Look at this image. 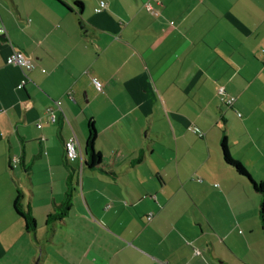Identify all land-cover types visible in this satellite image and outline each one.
<instances>
[{
    "label": "crops",
    "instance_id": "0c3cea01",
    "mask_svg": "<svg viewBox=\"0 0 264 264\" xmlns=\"http://www.w3.org/2000/svg\"><path fill=\"white\" fill-rule=\"evenodd\" d=\"M147 2L0 0V264H264V0Z\"/></svg>",
    "mask_w": 264,
    "mask_h": 264
},
{
    "label": "trees",
    "instance_id": "16d2710c",
    "mask_svg": "<svg viewBox=\"0 0 264 264\" xmlns=\"http://www.w3.org/2000/svg\"><path fill=\"white\" fill-rule=\"evenodd\" d=\"M77 4L81 5L80 2H78ZM88 132H89V135H88V140H87V144H86V151H87V154L89 156V160H88L87 164L89 165V167L94 168L99 162V155L95 151V142H96V138H97V132H96V129H95L93 123L89 124ZM222 151H223L224 158H225V161L227 164L234 167L240 175L250 178L247 170L238 161H235L230 156L229 149L227 147L225 140L222 143ZM252 183L254 185L255 190L263 195V201H262V205H261V214L264 217V181L261 183H256L252 180ZM69 199H70V195L68 194V196L66 198L65 205H64L63 209L61 210V212L58 214H55V215H50L48 217L49 221H51V220L56 221V220L62 219L63 217L66 216V214L69 211V208L71 206ZM14 207H15L17 214L20 215L25 220L26 230L27 231H34L36 229V221H35L34 217L32 216V214L29 211H27L24 208V206L22 205L21 193H18V196L14 202Z\"/></svg>",
    "mask_w": 264,
    "mask_h": 264
},
{
    "label": "built area",
    "instance_id": "2783aa9c",
    "mask_svg": "<svg viewBox=\"0 0 264 264\" xmlns=\"http://www.w3.org/2000/svg\"><path fill=\"white\" fill-rule=\"evenodd\" d=\"M149 1L150 0H148V2L145 5L146 8L152 14H156L154 8L151 6ZM106 6H107L106 2L101 1L100 7L96 11L100 13L106 8ZM0 34L5 35V31L1 27H0ZM7 64L13 65V66H18L22 69L26 68L28 70H31L33 68L32 61L29 58H27L26 56H24V54L17 52V51L13 52L8 57ZM26 83H27V80L22 81L18 88H20V89L23 88ZM93 83H94L96 89L100 92H103V91L115 92V90H113V89H105L103 84L97 79H93ZM217 92H218V95H219L222 103H224L228 107H233L236 99L232 96L231 97L228 96L224 87H219ZM57 105L60 107V103H57ZM238 115L240 116V114H238ZM51 120L53 122H55V115L53 114V112H51ZM190 130L194 134H196L200 137L204 136V133L197 128H191ZM65 150H66V156H67L69 161L76 162V161L80 160L81 163L83 162L82 161V154H81L80 147H79V142H78V139L76 137H72L66 142ZM151 219H152V214H150L148 216V220H151Z\"/></svg>",
    "mask_w": 264,
    "mask_h": 264
},
{
    "label": "water",
    "instance_id": "95a60500",
    "mask_svg": "<svg viewBox=\"0 0 264 264\" xmlns=\"http://www.w3.org/2000/svg\"><path fill=\"white\" fill-rule=\"evenodd\" d=\"M38 264V263H37Z\"/></svg>",
    "mask_w": 264,
    "mask_h": 264
}]
</instances>
